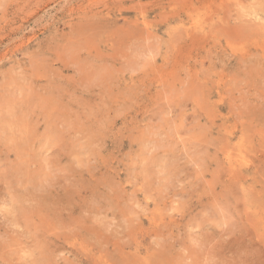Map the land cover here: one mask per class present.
Here are the masks:
<instances>
[{
	"label": "rangeland",
	"instance_id": "1",
	"mask_svg": "<svg viewBox=\"0 0 264 264\" xmlns=\"http://www.w3.org/2000/svg\"><path fill=\"white\" fill-rule=\"evenodd\" d=\"M264 264V0H0V264Z\"/></svg>",
	"mask_w": 264,
	"mask_h": 264
},
{
	"label": "bare ground",
	"instance_id": "2",
	"mask_svg": "<svg viewBox=\"0 0 264 264\" xmlns=\"http://www.w3.org/2000/svg\"><path fill=\"white\" fill-rule=\"evenodd\" d=\"M239 264V263H238Z\"/></svg>",
	"mask_w": 264,
	"mask_h": 264
}]
</instances>
